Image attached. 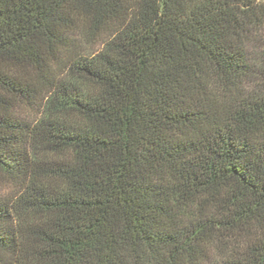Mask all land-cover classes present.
<instances>
[{
  "label": "trees",
  "instance_id": "16d2710c",
  "mask_svg": "<svg viewBox=\"0 0 264 264\" xmlns=\"http://www.w3.org/2000/svg\"><path fill=\"white\" fill-rule=\"evenodd\" d=\"M0 179V264H264V0H0Z\"/></svg>",
  "mask_w": 264,
  "mask_h": 264
},
{
  "label": "rangeland",
  "instance_id": "374dc122",
  "mask_svg": "<svg viewBox=\"0 0 264 264\" xmlns=\"http://www.w3.org/2000/svg\"><path fill=\"white\" fill-rule=\"evenodd\" d=\"M21 113V112H20ZM21 115H24V113H21ZM9 191L8 186L4 184V181L0 179V194H6Z\"/></svg>",
  "mask_w": 264,
  "mask_h": 264
}]
</instances>
